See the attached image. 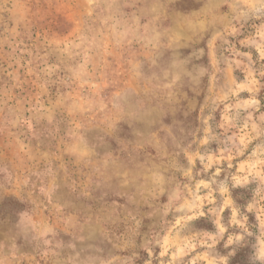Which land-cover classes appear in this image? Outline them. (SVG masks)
Wrapping results in <instances>:
<instances>
[{
    "label": "rangeland",
    "instance_id": "obj_1",
    "mask_svg": "<svg viewBox=\"0 0 264 264\" xmlns=\"http://www.w3.org/2000/svg\"><path fill=\"white\" fill-rule=\"evenodd\" d=\"M194 6V0L173 6L168 0H0V264H88L108 255L104 232L122 210L123 199L133 198L121 191L126 185L120 169L130 162L159 161L152 144L137 148L135 161L127 156L126 143L151 134V117L129 119L115 138L106 133L105 117L125 110L126 90L135 89L134 74L159 30L170 23V8L187 11ZM247 39L246 34L228 36L208 45L209 66L220 61L227 69L229 61L240 59L234 51L249 53L252 73L233 68L207 80L191 136L175 161L192 167L191 178L182 172L173 177L178 197L173 210L157 223L144 221L161 235L183 215L175 208L202 203L209 195L201 181L215 179L222 187L231 179L225 172L215 177L216 165L202 171L199 159L194 166L189 159L196 152L204 155L205 147L216 153L221 143L230 146L228 137L239 132L249 113L253 120L264 114V77L259 75L264 59L254 45L242 43ZM254 100L259 101L255 108L234 107ZM126 110L134 109L129 104ZM233 117L236 126L222 135L221 125ZM206 128L220 140L201 146ZM165 131L172 135L171 129ZM153 138L159 140L158 135ZM257 149L264 151V139L232 157L229 172L241 173L236 181L247 179L256 166L252 154ZM161 151L166 153L167 145ZM219 167L228 168V161H220ZM230 191L248 223L258 225L264 212L261 182L249 180ZM209 208L204 205L201 211ZM234 216L239 222L238 213L224 207L220 218L231 222ZM189 223L211 226L204 217ZM200 251L181 259L192 264ZM160 253L161 260L171 258L170 252ZM243 264L250 262L245 258Z\"/></svg>",
    "mask_w": 264,
    "mask_h": 264
},
{
    "label": "clouds",
    "instance_id": "obj_2",
    "mask_svg": "<svg viewBox=\"0 0 264 264\" xmlns=\"http://www.w3.org/2000/svg\"><path fill=\"white\" fill-rule=\"evenodd\" d=\"M180 2L168 0L171 6ZM194 4L187 11L170 8V23L159 30L158 39L147 50L148 57L134 74L135 89L126 90L125 110L105 117L107 122L103 126L113 138L119 126L128 123L129 119L151 117V134L126 143L127 156L135 161L136 149L152 144L157 148L155 160L159 163L130 162L127 168L120 169L122 182L126 185L121 191L132 193L133 198L123 199L122 210H117L114 223L104 232L108 255L90 260L88 264H190L181 258L194 249L201 251L193 258L192 264H243L245 258L250 264H264V212L258 225L249 224L245 213L240 212L239 206L232 201L230 191L257 179L264 187V151L257 149L253 152L256 166L247 174V179L238 182L236 176L241 175L240 171L235 174L229 172L234 155H241L252 141L264 139V114L253 120L249 113L239 132L228 137L230 146L221 143V150L216 153L205 147L204 155L196 152L189 159L191 166L199 159L204 165L202 171L216 165L217 171L213 175L219 177L221 172L228 173L231 176L228 184L220 187L216 186L215 179L209 184L201 181L200 186L208 188L209 195L203 198L202 203H184L175 208L183 215L163 235L144 224L145 220L157 223L173 210L174 201L178 198L173 191L176 186L173 177L178 178L182 172L191 178L192 167H182L175 161L185 151L181 145L187 143L191 136L189 129L193 125V114L207 80L233 68H241L249 75L252 73L249 53L234 51V56L240 59L229 61L227 69L220 67V61L215 67L209 66L208 45L216 40L226 41L228 36L246 34L248 39L242 43L254 45L264 59V0H194ZM259 75L264 77V71ZM129 104L134 110H126ZM258 104L259 101L254 100L251 105L237 104L234 107L247 110ZM204 123L206 125L207 121ZM235 126L233 117L231 123L221 125L224 128L222 135ZM168 129L172 135L166 133ZM205 132V138L198 142L201 146L220 140L212 128H206ZM154 135H158L159 140H154ZM164 145H167L166 153L161 151ZM220 161H228V168L219 167ZM214 195L216 199H213ZM204 205H211L208 212L201 211ZM224 207L238 213L239 222L236 216L231 222L226 218L222 222L220 217ZM200 217H204L211 226L204 228L189 223ZM181 232L185 233L183 239ZM161 249L165 254L170 252L171 258L161 260ZM101 251L97 249V252Z\"/></svg>",
    "mask_w": 264,
    "mask_h": 264
}]
</instances>
